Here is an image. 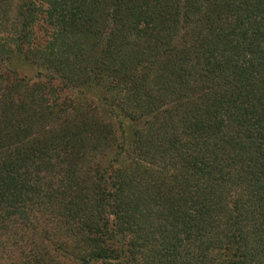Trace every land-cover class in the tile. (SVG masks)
<instances>
[{"label": "trees", "instance_id": "1", "mask_svg": "<svg viewBox=\"0 0 264 264\" xmlns=\"http://www.w3.org/2000/svg\"><path fill=\"white\" fill-rule=\"evenodd\" d=\"M0 264H264V0H0Z\"/></svg>", "mask_w": 264, "mask_h": 264}]
</instances>
